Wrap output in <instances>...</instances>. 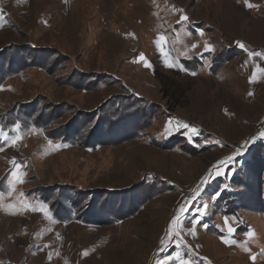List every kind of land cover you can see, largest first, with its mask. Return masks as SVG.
Instances as JSON below:
<instances>
[{"label": "rangeland", "instance_id": "374dc122", "mask_svg": "<svg viewBox=\"0 0 264 264\" xmlns=\"http://www.w3.org/2000/svg\"><path fill=\"white\" fill-rule=\"evenodd\" d=\"M261 69L264 0H0V117L41 125L0 126V264H264ZM111 97L134 137L68 129Z\"/></svg>", "mask_w": 264, "mask_h": 264}, {"label": "trees", "instance_id": "16d2710c", "mask_svg": "<svg viewBox=\"0 0 264 264\" xmlns=\"http://www.w3.org/2000/svg\"><path fill=\"white\" fill-rule=\"evenodd\" d=\"M135 96V95H134ZM134 98H140L138 95H136V97ZM112 99L113 97H111V99H107L103 104H101L100 106H97V108H95L93 111L88 112V114H85V116H83L81 118V114L80 116V120H77L79 116H73L72 120H71V126L68 129L73 128L74 126H72L75 122V124L77 125L79 122L81 123L82 120H86L87 118L89 120L93 121V125L91 127L95 129H93L94 131L92 132L91 135L87 136L88 141H93L94 139H100L101 137H103V139L105 140V142H109L110 138L113 136L115 138V136L118 138H123L121 140H126L127 138L130 137H134L135 133L132 132V130H126L128 127V123L129 120L133 117L136 116L137 113L140 112V107L137 106V101L135 102L133 98H128V101H125V103L120 105V102H118V104H112ZM133 99V100H131ZM106 104H109L108 106H105ZM110 104H112L110 106ZM136 105V106H135ZM33 104L29 105L26 109V112H21L22 110H15V111H10L11 113L8 112V114L4 117H0V126L5 130L8 131L9 133H13V127L15 125H19V128L21 130H25V129H29V128H39L41 125L39 124L40 122L34 121L33 118L30 117L29 112L31 111V108ZM107 107V108H106ZM11 114V115H10ZM10 115V116H8ZM88 116V117H87ZM129 116L131 118H129ZM92 117V118H91ZM108 120L110 121V123L108 124ZM106 122L107 125L110 126L109 129H105L103 128L104 126H106ZM117 122H121L123 123V125L114 130L112 128V124L117 123ZM126 122V123H125ZM73 123V124H72ZM83 123V122H82ZM126 124V125H124ZM70 125V123H69ZM117 125H120L119 123H117ZM104 129V130H103ZM131 129V128H130ZM112 130V131H111ZM126 130V131H124ZM123 132V133H122ZM126 132V133H125ZM69 134V133H68ZM121 135V136H120ZM67 136H62V142L65 144H68L69 142H74L70 136H72V134H69ZM92 136L94 139H92ZM264 142V141H263ZM6 145V141H2L0 139V147L3 148ZM45 201H47L46 198H43ZM51 209H53V205H51ZM56 216L57 212L55 213Z\"/></svg>", "mask_w": 264, "mask_h": 264}, {"label": "snow or ice", "instance_id": "6c2138e0", "mask_svg": "<svg viewBox=\"0 0 264 264\" xmlns=\"http://www.w3.org/2000/svg\"><path fill=\"white\" fill-rule=\"evenodd\" d=\"M248 6H249V7H252L253 5L249 4ZM183 20H184V21H187V20H188V17H187L186 15L183 16ZM163 41H165V37H164V36H160V40L158 41V43L163 42ZM240 46L243 47V45H240ZM194 47H195V45H194ZM205 51H207V52H211V51H213V49L211 48L210 45H207V44H206V45H205ZM161 52L163 53V47H161ZM165 55H166V54H165ZM249 55H252V54L249 53ZM141 60L143 61L144 58L141 57ZM149 66H150V65H149ZM167 66H168L169 68H172V67L175 66V64H174V63H168ZM181 70H183V71H187V69H184L183 66H181ZM261 71H264V69H261ZM191 74H192V75H196L195 72H192ZM254 81H256V76H255V75H253V76L251 77V81H250V82H254ZM250 95H251V93H250ZM184 127L187 128L188 125H184ZM17 128H19V125H17ZM192 131H193V135H195V134H196V130L193 129ZM261 135L264 136V133H262ZM0 137H2V138L5 139V140H8V139H9V137L7 136V134L3 133L2 130H0ZM19 139H20V137L17 136V137H15V138L13 139L12 142L15 143V142L18 141ZM245 143H248V142L246 141ZM238 154H239V153H238ZM233 161H234V157H229L227 161H220V162H219V165L215 166V171H214V172H209L208 175H206L205 177H203V179L201 180V184L197 186L196 191L193 193L192 197L189 198V201H185L183 204L180 205V207L178 208V214H177V215L171 220V222H170L171 225H178V224L182 223L181 217L183 216V217L186 218V215L188 214V210H189V202L192 201V200H195L196 197L199 195L200 191L202 190V187H203V186H206V185L209 183V177H211V176H213V175H215V176H217V177L220 176V175H222V172L220 171V168H221L225 163H231V162H233ZM20 168H21V165H20L19 163H16V164H15V168H14V170L10 173V175L13 177L14 180H16V181L22 183L23 181L20 180ZM9 183H11V181H10ZM203 207H204V208H207V204H205ZM203 215H204V211H203V209H200V210L197 211V216H198L200 219L203 218ZM193 219H194V221H195L196 223H199V222H200V220L197 219L196 217H194ZM226 223H227V221H226ZM189 231H191V230H189ZM228 232H229V234H233V233L235 232V229H234L230 224H229V226H228ZM249 235H251V234H249ZM168 238H169V239H172V238H180V239L182 240V237H180V232H179V231L172 233L171 230H170V236H169ZM223 242H224L225 244H229V240H228V239H224ZM233 242H234V241H233ZM179 246H180V243H179V241H177V247H179ZM165 250H166V248H165ZM84 255H87V252H85ZM169 259H170V260H175V261L177 262V264H188V261L185 259L184 255L182 254L181 251H176V252L174 253V255H172V256L169 257ZM252 259L255 260L256 257L253 256Z\"/></svg>", "mask_w": 264, "mask_h": 264}, {"label": "built area", "instance_id": "2783aa9c", "mask_svg": "<svg viewBox=\"0 0 264 264\" xmlns=\"http://www.w3.org/2000/svg\"><path fill=\"white\" fill-rule=\"evenodd\" d=\"M263 131H264V129H263Z\"/></svg>", "mask_w": 264, "mask_h": 264}]
</instances>
